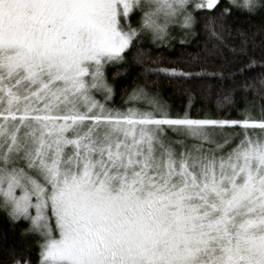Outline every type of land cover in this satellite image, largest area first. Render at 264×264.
Listing matches in <instances>:
<instances>
[{"label":"snow or ice","instance_id":"snow-or-ice-1","mask_svg":"<svg viewBox=\"0 0 264 264\" xmlns=\"http://www.w3.org/2000/svg\"><path fill=\"white\" fill-rule=\"evenodd\" d=\"M235 12L264 14V0H0V212L27 223L38 264H264V104L194 118L135 84L116 106L107 75L146 63L144 39L178 26L185 43L201 22L219 71L145 72L225 79L230 56L253 68L255 33L226 42ZM258 83L243 87L264 96Z\"/></svg>","mask_w":264,"mask_h":264},{"label":"trees","instance_id":"trees-1","mask_svg":"<svg viewBox=\"0 0 264 264\" xmlns=\"http://www.w3.org/2000/svg\"><path fill=\"white\" fill-rule=\"evenodd\" d=\"M225 6L228 0H221ZM203 21V17H201ZM227 24L231 35L226 37V42L230 47L239 49L242 37L239 31L256 35L250 40L248 55L255 58L257 64L248 69L247 58L229 57L232 63L225 71V79L214 76H198L192 78H170L163 74L146 73L145 69L151 68H177L186 72H207L219 71V62L205 61V49L211 48L217 42L204 28L203 22L197 27L196 35L187 38L185 43H181L182 32L171 31V39L164 43H156L150 37L141 43V48L150 54V59L143 65L118 64L107 69L109 82L115 89L114 103L120 106L135 84L146 85L152 92H158L161 99L169 104L173 112L188 110L194 118L204 116L206 113L212 116H227L238 118L239 112L245 106V99L257 104H264V96L256 95L251 91H245L243 85L245 81L256 82L264 76V14L247 16L240 12H235L228 20ZM135 56V52L129 56V61ZM158 61V62H153ZM240 69H245L243 74H239ZM117 72L122 73L116 75ZM231 73H238L234 78ZM127 90V91H125ZM233 96L234 106L224 105L218 108V104L223 102L225 95ZM191 97V102L189 100ZM27 227L26 222L19 223L13 230L7 221L5 214L0 212V264H13L12 250L16 256H25L31 260L32 264L39 259V248L34 241L23 242L21 238L22 229Z\"/></svg>","mask_w":264,"mask_h":264},{"label":"rangeland","instance_id":"rangeland-1","mask_svg":"<svg viewBox=\"0 0 264 264\" xmlns=\"http://www.w3.org/2000/svg\"><path fill=\"white\" fill-rule=\"evenodd\" d=\"M139 19H140V15L137 14V15L133 16V18H132V20H131V23L135 26L136 23H137V21H138ZM179 30H181V29H180L178 26H172V27L169 29V31H170V32L173 31V33H174V32H179ZM34 264H38V260H37V262L34 263Z\"/></svg>","mask_w":264,"mask_h":264}]
</instances>
